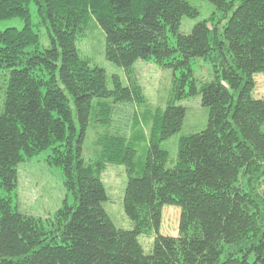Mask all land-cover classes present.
Returning <instances> with one entry per match:
<instances>
[{
  "label": "trees",
  "instance_id": "1",
  "mask_svg": "<svg viewBox=\"0 0 264 264\" xmlns=\"http://www.w3.org/2000/svg\"><path fill=\"white\" fill-rule=\"evenodd\" d=\"M207 1L213 18L185 35L183 19L200 15L189 0H0V21L25 23L0 31V264H264V99L253 96L255 76L264 75V0ZM31 4L51 48H41ZM92 20L128 87L114 77L110 91L106 72L81 58L77 42ZM198 58L213 64L212 81L193 77ZM140 60L182 71L166 110L154 116L145 161L139 164L135 146L117 136L105 137L102 156L88 161L94 100L145 103L131 78ZM188 96L201 97L209 124L181 138L177 164L169 167L163 142L182 129L186 109L177 102ZM46 150L76 200L50 220L22 213L14 201L20 166ZM113 164L127 171L124 211L132 230L117 227L104 207L102 173ZM165 206L182 210L177 237L160 234ZM154 234L146 254L140 238Z\"/></svg>",
  "mask_w": 264,
  "mask_h": 264
},
{
  "label": "rangeland",
  "instance_id": "2",
  "mask_svg": "<svg viewBox=\"0 0 264 264\" xmlns=\"http://www.w3.org/2000/svg\"><path fill=\"white\" fill-rule=\"evenodd\" d=\"M196 7L200 15L197 18H184L180 32L190 35L194 27L205 20H211L215 7L207 0H189ZM33 29L39 34L41 48H51L52 40L48 27L40 23L37 7L30 5ZM25 27L23 20L19 18L0 21V31L9 28L22 30ZM171 43H175V37L169 34ZM82 59L87 60L92 67H98L106 72L107 87L114 90V77H119L123 86L130 85L129 78L123 68L109 62L106 58V35L103 29L92 20L86 33L79 37L77 42ZM193 77L199 82H209L215 78L213 64L203 58L194 59L191 65ZM181 70H172L160 67L153 61L140 60L133 66L132 80H137L141 86L145 103L117 104L113 100L100 102L94 100V114L96 121L90 126L87 140L84 146V156L88 161L95 160L103 154L102 142L107 136L122 137L131 143L137 150V162L143 163L149 148L150 131L153 119L157 111L164 112L173 96L176 82L181 79ZM5 80V75L0 72V91ZM256 89L254 98L264 99V75L255 76ZM186 91H190L187 83ZM70 105L75 115V106L70 97ZM103 104V105H101ZM104 104L110 108V115H101ZM186 109V117L182 129L163 142V148L169 152V167H174L178 161L179 142L182 137L205 130L209 124V109L202 104L200 96L185 97L177 102ZM2 110H0L1 113ZM105 120L107 124H102ZM264 132V127L262 129ZM52 150H46L39 156L23 163L19 169V181L14 201L18 204L22 213L50 220L64 206L65 201L74 206L76 200L65 187V178L61 168L51 166L47 160ZM103 181L107 189L109 200L104 204L111 219L117 227L132 230L133 224L124 211V198L128 183V175L125 166L113 164L107 165L102 173ZM244 184V179L241 178ZM264 190V183L261 185ZM6 193L0 190V196ZM182 210L179 207L165 206L160 234L163 236L177 237L180 234V218ZM156 234L152 237H141L145 253L150 254L153 248Z\"/></svg>",
  "mask_w": 264,
  "mask_h": 264
}]
</instances>
